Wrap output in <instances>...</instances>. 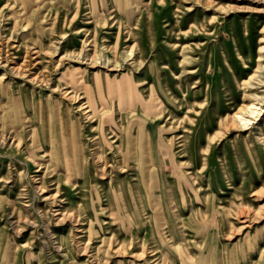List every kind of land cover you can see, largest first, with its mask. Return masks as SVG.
I'll list each match as a JSON object with an SVG mask.
<instances>
[{"label":"rangeland","instance_id":"rangeland-1","mask_svg":"<svg viewBox=\"0 0 264 264\" xmlns=\"http://www.w3.org/2000/svg\"><path fill=\"white\" fill-rule=\"evenodd\" d=\"M0 264H264V0H0Z\"/></svg>","mask_w":264,"mask_h":264},{"label":"bare ground","instance_id":"bare-ground-1","mask_svg":"<svg viewBox=\"0 0 264 264\" xmlns=\"http://www.w3.org/2000/svg\"><path fill=\"white\" fill-rule=\"evenodd\" d=\"M78 100V99H77ZM245 104V103H244ZM244 104H242L241 106H240V108L239 109H237V111L236 112H234L231 116H230V118H232V119H236V117H237V115L238 114H240L241 115V113H242V111L244 112H246V115L247 114H249L250 115V117H251V115H254V114H259L260 113V111H261V109L262 108H258V110H257V108H256V106H257V104H259L258 102H256L255 100H250L245 106H244ZM242 107V108H241ZM83 108V107H82ZM86 112V111H85ZM87 113V112H86ZM255 116H257V115H255ZM90 118V117H89ZM239 120H240V122H242L243 123V121L245 120V119H241V118H239ZM250 121V119L248 118V119H246L245 120V122L243 123V124H245L246 122L248 123ZM147 135L148 136H150L148 133H147ZM151 137V136H150ZM114 140V139H113ZM153 140V139H152ZM119 145V144H118ZM65 151H66V149H64ZM64 151V152H65ZM115 151V153H117L120 157L119 158H121V161H122V163L126 166V162L129 160V159H131L132 158V161H134V162H136L137 161V158L139 157V155L141 156V157H145V154H150L151 155V150L149 149V148H147V150L140 144V143H137V142H135L134 140H132V138H129V140H128V142H127V144H126V147L124 148V150L123 149H121L119 146L114 150ZM61 151L60 150H58V152H57V156L58 155H60V157L61 158H65V155L62 153V155H61ZM66 153V152H65ZM77 152H76V150H75V144L73 145V149H72V160H73V163H75V161H76V158H77V154H76ZM63 156V157H62ZM60 158V159H61ZM72 160H70L69 162L68 161H66V162H64V166H65V168H66V170H71L72 169V164H71V161ZM144 163H145V161H144ZM113 166V165H112ZM140 167V166H139ZM123 171H124V169H123ZM151 173H152V170L150 169L149 170V167H148V174L149 175H151Z\"/></svg>","mask_w":264,"mask_h":264},{"label":"crops","instance_id":"crops-1","mask_svg":"<svg viewBox=\"0 0 264 264\" xmlns=\"http://www.w3.org/2000/svg\"><path fill=\"white\" fill-rule=\"evenodd\" d=\"M200 261V260H199Z\"/></svg>","mask_w":264,"mask_h":264}]
</instances>
